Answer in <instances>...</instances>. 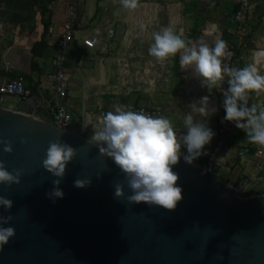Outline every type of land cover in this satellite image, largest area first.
Segmentation results:
<instances>
[{
    "label": "water",
    "instance_id": "obj_1",
    "mask_svg": "<svg viewBox=\"0 0 264 264\" xmlns=\"http://www.w3.org/2000/svg\"><path fill=\"white\" fill-rule=\"evenodd\" d=\"M100 75L102 81V68ZM34 102L0 107V141L13 148L6 152L0 143V161L20 176L19 183H0V195L14 201L0 214L11 215L15 228L0 248V264H264V187L260 195L239 200L229 187L241 175L226 182L206 174L202 167L215 138L195 163L181 158L174 166L182 187L175 209L133 203L115 163L72 128L52 126L55 110ZM58 139L76 155L60 184L65 196L53 202L47 193L55 177L43 159L49 142ZM77 178H90L91 184L76 187ZM118 182L125 184L124 197L114 196Z\"/></svg>",
    "mask_w": 264,
    "mask_h": 264
},
{
    "label": "crops",
    "instance_id": "obj_2",
    "mask_svg": "<svg viewBox=\"0 0 264 264\" xmlns=\"http://www.w3.org/2000/svg\"><path fill=\"white\" fill-rule=\"evenodd\" d=\"M70 1L0 0V79L23 77L31 91L29 98L37 108L48 112L55 108L51 59ZM74 1L76 40L64 62L68 74L64 103L73 132L90 138L97 118H103L118 104L159 108L161 115L179 129L187 105L204 95H210V103L218 109L210 117V126L216 132L220 103L215 89L208 93L192 69L180 66L179 55L160 62L148 49L154 41L153 33L164 27L174 28L190 42L203 38L211 43L216 35L230 41L226 30L233 27L232 0H137L135 9L125 8L122 0ZM250 3L248 32L239 41L236 58L241 67L255 64L264 73V0ZM107 29L114 31L109 40ZM95 32L100 44L92 50L81 48L80 37ZM17 102L7 97L2 107L14 110ZM249 104H255L258 110L264 108V92L251 94ZM228 146L219 176L226 182L232 175L245 178L252 171L249 159L258 144L251 143L236 127ZM263 187L264 183L257 184L254 194L263 193Z\"/></svg>",
    "mask_w": 264,
    "mask_h": 264
},
{
    "label": "clouds",
    "instance_id": "obj_3",
    "mask_svg": "<svg viewBox=\"0 0 264 264\" xmlns=\"http://www.w3.org/2000/svg\"><path fill=\"white\" fill-rule=\"evenodd\" d=\"M125 8L135 9L137 0H122ZM154 41L149 54L164 62L179 55L182 68L192 69L201 86L210 93L217 86L223 87L224 120L233 122L246 133L254 144L264 145V108L257 109L249 104L251 94L264 92V73L255 64L231 67L224 63L228 55V42L216 35L209 43L201 38L199 42L187 41L182 33L172 27H164L153 33ZM218 109L210 103V95H204L187 105L182 127H174L164 115H152L143 110H133L127 105H115L107 111L101 123L93 124L90 142L99 146L102 154L110 158L123 174L130 189L127 199L133 203L146 202L149 205L175 209L182 199V187L177 183L179 174L174 166L183 158L193 164L207 154L216 135L210 126V117ZM4 143L6 152L13 151L10 141ZM76 149L61 140L49 142L43 167L55 177L54 187L47 193L50 199H62L64 190L60 187ZM19 174H13L0 161V183H19ZM91 184L90 178H77L74 185L79 188ZM115 197L125 196V184L115 185ZM14 201L0 195V208L10 210ZM12 216L0 214V248L15 235V228L9 221ZM7 225V226H5Z\"/></svg>",
    "mask_w": 264,
    "mask_h": 264
},
{
    "label": "built area",
    "instance_id": "obj_4",
    "mask_svg": "<svg viewBox=\"0 0 264 264\" xmlns=\"http://www.w3.org/2000/svg\"><path fill=\"white\" fill-rule=\"evenodd\" d=\"M235 9L231 17L233 27L226 30V36L229 37L228 55L223 58L224 63L231 67H241L239 60L236 58L235 42L240 38H244L248 32V21L250 17L251 3L250 0H232ZM76 20V3L71 0L68 5L67 20L62 26V34L54 44L55 54L51 59V79L53 81L54 95V117L51 121L52 126L61 130L69 131L71 128L72 118L66 108L64 99L67 93L68 74L65 72V56L70 45L76 40V30L74 27ZM114 35L112 29H107L106 36L109 40ZM79 43H76L78 45ZM100 44V36L98 33H92L89 36L80 37V47L86 50H92ZM224 88L228 85L225 83ZM223 87L217 86L215 95L220 103V111L217 117V127L215 135V146L202 170L215 178L219 177V169L223 165V157L228 152V141L232 136L236 126L233 122L224 120L225 110L223 108ZM31 91L25 85L23 77L17 76L13 80L0 79V107H2L7 97L15 98L17 101L28 99ZM133 110H143L148 114L161 115L159 108H147L138 106ZM98 123L102 122V116L97 118ZM84 136V135H82ZM85 137V136H84ZM87 138V137H85ZM90 140V138H87ZM96 145V144H95ZM98 146V145H97ZM99 147V146H98ZM249 161L251 162L252 171L236 185L229 187L231 194L239 200L250 199L254 194L257 184L264 183V145L255 147Z\"/></svg>",
    "mask_w": 264,
    "mask_h": 264
},
{
    "label": "rangeland",
    "instance_id": "obj_5",
    "mask_svg": "<svg viewBox=\"0 0 264 264\" xmlns=\"http://www.w3.org/2000/svg\"><path fill=\"white\" fill-rule=\"evenodd\" d=\"M248 26H249V25H248ZM245 37H246V36H245ZM245 37H244V38H245ZM240 39H243V38H240ZM240 39L237 40V41L235 42L236 50H237V47H238V44H239ZM7 104H9V103H7Z\"/></svg>",
    "mask_w": 264,
    "mask_h": 264
},
{
    "label": "bare ground",
    "instance_id": "obj_6",
    "mask_svg": "<svg viewBox=\"0 0 264 264\" xmlns=\"http://www.w3.org/2000/svg\"><path fill=\"white\" fill-rule=\"evenodd\" d=\"M124 81V80H123Z\"/></svg>",
    "mask_w": 264,
    "mask_h": 264
}]
</instances>
